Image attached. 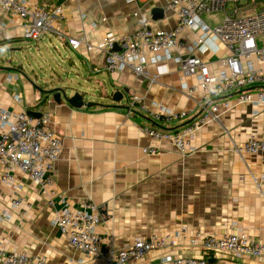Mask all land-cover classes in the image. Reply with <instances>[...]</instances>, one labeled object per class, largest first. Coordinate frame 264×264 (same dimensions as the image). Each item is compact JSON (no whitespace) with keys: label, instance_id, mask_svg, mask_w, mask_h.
<instances>
[{"label":"crops","instance_id":"crops-1","mask_svg":"<svg viewBox=\"0 0 264 264\" xmlns=\"http://www.w3.org/2000/svg\"><path fill=\"white\" fill-rule=\"evenodd\" d=\"M31 1L46 9L63 7L65 18L48 39L52 42L54 36L57 49L68 52L64 57L67 61L75 65L77 60L90 75L97 76L96 85L102 87L106 99L93 101L84 91L67 86L42 89L18 73L0 70V110H7L12 117L22 110L38 114L45 111L51 115L50 127L62 138L53 185L58 194L55 209L48 203L51 188L35 185L23 173L14 174L12 185L3 184L0 162V242L9 251L45 256L52 264H104L101 260L91 262L76 251L52 224L56 210L66 206L78 209L86 201L100 208L102 252L123 248L136 238H149L156 232L173 233L181 227H186L189 234L219 236L229 230L232 222L242 225L255 240L263 241L264 186L260 189L257 183L264 174V158L240 156L235 148L252 137L264 140V111L256 114L254 106L245 104L224 112L218 121L196 134L197 152L183 156L172 142L155 140L143 130L152 124L146 117L128 114L130 107L138 108L132 102L135 98L146 103L160 102L175 111L193 112L191 118L163 127L173 130L201 112L199 94H188L172 59L149 67L146 76L129 69L110 74L103 69L101 52H88L85 47L74 50L67 39L59 38L75 37L85 31L89 42L98 43L109 33L130 34L144 27L153 32L172 30L177 14L166 8L165 0ZM159 8L164 9V18L154 20L153 11ZM23 25L22 19L0 11V46L26 40ZM197 36L185 30L182 39L191 45ZM45 38L37 45L44 43ZM259 45L264 46L261 38ZM185 54L186 48L174 52L175 56ZM198 55L209 64L212 73L225 70L223 61L228 51L222 44L216 42ZM93 68L99 71L94 73ZM187 84L194 85L195 79H187ZM60 89L69 98L78 92L84 102L96 105L76 108L65 101L58 104L50 91ZM118 91L125 95L120 103L113 100ZM16 96L22 99L21 103L15 101ZM147 147L155 153H145ZM16 196L23 198L24 204L12 209ZM169 253L202 255L199 250L175 248L151 252L145 262L132 264L155 263ZM217 260L232 263L226 258ZM255 262L264 264V260Z\"/></svg>","mask_w":264,"mask_h":264},{"label":"built area","instance_id":"built-area-1","mask_svg":"<svg viewBox=\"0 0 264 264\" xmlns=\"http://www.w3.org/2000/svg\"><path fill=\"white\" fill-rule=\"evenodd\" d=\"M165 4L167 9L177 14V24L169 31L153 32L144 27L130 34H106L98 43L89 42L85 31L75 37L60 35L59 38L67 39V44L74 50L85 47L88 52H101L104 55L103 69L110 74L129 69L146 76L149 67L172 59L179 68L188 94H199L201 112L173 130L163 127L187 120L193 112L175 111L160 102L146 103L135 98L132 102L138 108L135 111L130 107L128 114L146 117L152 122L143 127L148 135L155 140L172 142L183 156H189L197 152L194 140L199 130L218 121L224 112L245 104L254 106L256 114L264 111V46L259 45V39L264 37V6L257 5L254 0L250 6L245 5L244 0H165ZM251 6L259 10L245 14ZM0 11L24 21L23 36L26 40H40L56 33L58 22L65 18L62 6L46 9L31 0H0ZM215 12H223L224 19L213 27L203 16ZM185 30L198 35L191 45L182 39ZM216 42L228 51L223 61L226 68L218 74L212 73L209 64L198 55L210 50ZM184 48L188 54L174 55L176 50ZM92 71L95 73L99 69L93 68ZM189 78L195 79L194 85L187 84ZM15 101L21 103L22 99L16 96ZM39 112L40 118L31 116L26 110L12 117L7 110H0L1 181L12 185L16 172L27 175L35 185L51 188L48 203L55 209L58 194L53 185L62 138L50 127L51 115L42 110ZM235 150L240 156L249 154L264 158V140L252 137ZM144 152L155 153L151 147L145 148ZM257 185L263 188L264 174ZM23 204L24 199L16 196L10 206L19 209ZM102 222L100 208L88 201L78 209L66 206L56 210L52 220L53 226L70 245L91 262H145L151 252L175 248L199 250L202 255L169 253L158 262L144 264H222L218 258H226L232 262L230 264H258L255 260H264V240H255L238 222H232L229 230L219 236L202 232L189 234L186 227H181L173 233L156 232L149 238L139 237L123 248L103 252V239L98 232ZM210 258H215L214 262L211 263ZM0 264L52 263L45 256L9 251L0 242ZM80 264L85 263L81 261Z\"/></svg>","mask_w":264,"mask_h":264},{"label":"rangeland","instance_id":"rangeland-1","mask_svg":"<svg viewBox=\"0 0 264 264\" xmlns=\"http://www.w3.org/2000/svg\"><path fill=\"white\" fill-rule=\"evenodd\" d=\"M252 2L253 0H244V4L247 6L252 5ZM258 10L259 8L251 6L245 14ZM203 18L207 23L216 27L224 19V13L205 14ZM49 37L47 36L46 41L41 42L39 46L36 42L40 40L29 42L23 40L11 45L0 46V67L9 68L11 72L26 77L42 89L52 88V86H67L84 91L88 99L104 101L106 99L105 92L95 82L97 76L90 75L87 67L81 62H76V60L74 65L67 61L64 57L68 55V52L61 48L57 49V41L54 36H52V42L48 39ZM261 42H264V37H261ZM106 77L109 82L107 75ZM103 80L105 79L103 78ZM20 82L22 83L21 79ZM94 104L96 103L94 102Z\"/></svg>","mask_w":264,"mask_h":264},{"label":"water","instance_id":"water-1","mask_svg":"<svg viewBox=\"0 0 264 264\" xmlns=\"http://www.w3.org/2000/svg\"><path fill=\"white\" fill-rule=\"evenodd\" d=\"M254 1H255V3L257 5L262 4L264 6V0H254ZM164 13H165L164 12V9H160V8L159 9H155L153 11L154 20L163 19L164 18ZM232 13L233 12L230 11V14H232ZM0 70H9V68H2V67H0ZM50 94H53L52 95L53 96V99L58 104H61L62 101H65L68 104H70L71 106L76 107V108H83V107L89 108V107H93V106L96 105L94 103L84 102L83 99H82V96L79 95L78 93L75 94V96L72 97V98L67 97L66 92L64 90H61V89L58 90V91H56V92L50 91ZM124 96H125L124 95V92H122V91L115 92L113 94V100L116 103H120L121 101H123ZM77 101H79L80 103H77ZM28 114H30L31 116H34L36 118H40V116H41L40 113L38 114V113H35L33 111H28ZM210 262L212 263V262H214V260H210Z\"/></svg>","mask_w":264,"mask_h":264}]
</instances>
